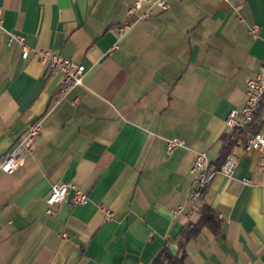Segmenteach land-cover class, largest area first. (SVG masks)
I'll list each match as a JSON object with an SVG mask.
<instances>
[{"label": "crops", "instance_id": "0c3cea01", "mask_svg": "<svg viewBox=\"0 0 264 264\" xmlns=\"http://www.w3.org/2000/svg\"><path fill=\"white\" fill-rule=\"evenodd\" d=\"M131 1L0 0V157L31 121L44 126L24 163L0 171V264H152L165 247L178 253L202 203L219 229L187 242L186 264H264L263 152L238 138L232 176L189 196L197 151L217 160L226 117L264 62V0H169L119 38ZM11 34L25 36L26 59ZM37 49L83 64L84 85L63 95ZM257 123L264 130V107ZM174 136L185 145L168 152ZM59 182L88 201L73 203L71 190L47 213Z\"/></svg>", "mask_w": 264, "mask_h": 264}, {"label": "built area", "instance_id": "2783aa9c", "mask_svg": "<svg viewBox=\"0 0 264 264\" xmlns=\"http://www.w3.org/2000/svg\"><path fill=\"white\" fill-rule=\"evenodd\" d=\"M169 0H132L128 6L127 19L117 29L119 38L137 22L148 19L153 15V8L160 7L164 10L170 8ZM2 22V9L0 8V24ZM251 33L256 36L258 31L257 25H252ZM17 41L21 46V55L27 58L30 53V46L27 44L25 36L22 34H11L10 42ZM118 43L114 44L111 50L118 48ZM37 56L48 65V69L52 72L62 74V94H67L73 88L84 85L86 77V68L83 64L74 59L65 57L60 53L51 49H37ZM245 101L239 110H231L226 117V125L230 130L244 129L249 125L259 106L264 107V62L259 69L245 81ZM43 119H35L31 121L26 132L20 137L14 145L0 157V171L8 174L14 173L25 161L26 156L32 151L34 144L43 131ZM185 142L181 137L174 136L167 140V151L172 152L179 146H184ZM241 146L245 152L261 151L264 157V130L248 136L241 142ZM236 166V159L229 153L219 168H213L206 151L199 150L192 166L194 174L193 182L190 189L191 201L197 202L202 197L203 191L207 187L210 180L217 173H221L227 177H231ZM248 182V180H244ZM73 190V203H85L88 201V194L80 187L68 182H59L52 185L51 192L47 197V213L55 212L54 206L63 203ZM184 206L178 205L171 209L173 215L183 214ZM106 219L113 218V212L110 209H104ZM67 233L63 234L66 237Z\"/></svg>", "mask_w": 264, "mask_h": 264}, {"label": "trees", "instance_id": "16d2710c", "mask_svg": "<svg viewBox=\"0 0 264 264\" xmlns=\"http://www.w3.org/2000/svg\"><path fill=\"white\" fill-rule=\"evenodd\" d=\"M263 106H259L253 121L247 125L244 129H234L230 134L222 135L223 145L220 149L219 155L215 162L211 165L213 168H219L221 163L224 161L225 157L229 154L230 148L236 143L239 138L244 141L248 136L256 133L259 129L257 119L259 117L260 111ZM198 217L196 219H189L177 235V240L179 244V251L177 254L173 253L169 247H165L162 251L155 257L152 264H186L185 258L187 255L186 244L187 242L197 236L202 227H208L212 231L216 232L219 229L218 218L214 210L207 205L202 203L198 205L195 209Z\"/></svg>", "mask_w": 264, "mask_h": 264}]
</instances>
